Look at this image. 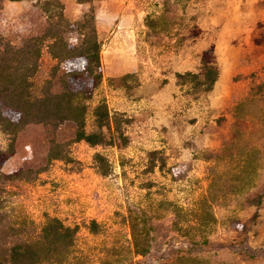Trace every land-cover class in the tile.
<instances>
[{
    "label": "rangeland",
    "instance_id": "374dc122",
    "mask_svg": "<svg viewBox=\"0 0 264 264\" xmlns=\"http://www.w3.org/2000/svg\"><path fill=\"white\" fill-rule=\"evenodd\" d=\"M18 1L22 5L5 10V2ZM36 1L0 0V35L16 45L21 38L41 35L47 24ZM60 1L70 21L91 6ZM92 6L102 42L103 81L91 106L106 100L111 116L121 119L128 144L70 143L74 128L66 124L56 137L69 142L70 160L48 161V130L28 126L5 171L32 169L38 176L13 189L7 213L31 222L35 232L48 217L77 227L75 254L82 264H172L179 255L211 264H264V88L256 92L264 86V0H92ZM147 17L160 27L151 29ZM66 38L71 44L81 39L76 32ZM210 44L218 80L210 93L192 92L178 83L177 74L197 72ZM51 64L45 56L43 72ZM125 74L133 76L127 88L108 85L110 78ZM5 145L0 134V148ZM97 153L108 159L107 176L96 168ZM247 159L253 180L244 185L239 177ZM202 201L216 220L208 245L177 232L173 212L162 205L198 210ZM131 210L152 218L145 256L131 253ZM93 221L97 233L91 230ZM240 223L247 224L245 232ZM246 249L258 255L251 257Z\"/></svg>",
    "mask_w": 264,
    "mask_h": 264
},
{
    "label": "trees",
    "instance_id": "16d2710c",
    "mask_svg": "<svg viewBox=\"0 0 264 264\" xmlns=\"http://www.w3.org/2000/svg\"><path fill=\"white\" fill-rule=\"evenodd\" d=\"M79 4H90V8L76 21L64 16L60 0H37L35 5L46 18V28L41 35L24 37L18 45L0 35V134L6 145L0 148V264H82L75 254L77 227L66 226L60 219L48 217L38 232L32 230V223L24 218L9 215L13 189L21 183L37 179L38 172L18 168L5 171L6 164L16 154L19 134L28 126H43L49 132L48 161L70 160L69 142L62 143L56 133L59 128L71 124L74 128L70 143L84 142L92 147H125L128 138L122 131L121 119L113 118L105 99L94 106L91 101L102 84L101 61L102 42L96 25V9L92 0H77ZM147 25L158 29L160 22L147 17ZM76 32L81 39L71 44L66 35ZM194 35L199 30H194ZM48 57L51 66L43 72V59ZM219 77V67L214 44H210L200 55L197 72L177 74L180 85H187L192 92L210 93ZM131 74L108 80L110 87L127 88L132 81ZM264 86H258L257 93ZM244 103L236 107V117L240 115ZM238 137L235 132L234 140ZM94 162L99 173H110L108 159L95 154ZM247 159L241 171L240 180L251 184L253 170ZM153 168V167H152ZM261 198L258 199V203ZM174 214L173 228L190 237L194 244L208 245L207 235L215 223L213 214L201 202V209L184 210L168 202ZM235 223V222H233ZM128 226L133 256H145L151 248L152 218L144 210H131ZM236 226V224H235ZM241 231L247 224L240 223ZM91 230L98 232V224L91 223ZM200 236V241L194 240ZM251 257L257 251L246 249ZM101 264H131L121 260H105ZM172 264H211L191 255H179Z\"/></svg>",
    "mask_w": 264,
    "mask_h": 264
},
{
    "label": "crops",
    "instance_id": "0c3cea01",
    "mask_svg": "<svg viewBox=\"0 0 264 264\" xmlns=\"http://www.w3.org/2000/svg\"><path fill=\"white\" fill-rule=\"evenodd\" d=\"M22 3H23V1H18V2H5L4 3V8H5V10L6 9H8L10 6H12V5H17V6H20V5H22ZM32 9H37L34 5H31L30 6Z\"/></svg>",
    "mask_w": 264,
    "mask_h": 264
},
{
    "label": "bare ground",
    "instance_id": "6f19581e",
    "mask_svg": "<svg viewBox=\"0 0 264 264\" xmlns=\"http://www.w3.org/2000/svg\"><path fill=\"white\" fill-rule=\"evenodd\" d=\"M127 16V15H126ZM128 20V19H127ZM125 35V34H124ZM127 40V39H126ZM113 41V40H112ZM118 42H120V41H118ZM118 44V43H117ZM129 44V43H128ZM121 46V45H120ZM112 49V48H111ZM119 49V48H118ZM111 65V64H110Z\"/></svg>",
    "mask_w": 264,
    "mask_h": 264
}]
</instances>
